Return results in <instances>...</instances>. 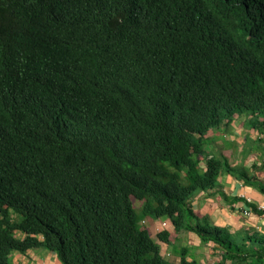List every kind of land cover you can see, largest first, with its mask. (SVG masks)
<instances>
[{
    "label": "trees",
    "instance_id": "trees-1",
    "mask_svg": "<svg viewBox=\"0 0 264 264\" xmlns=\"http://www.w3.org/2000/svg\"><path fill=\"white\" fill-rule=\"evenodd\" d=\"M243 114L264 126V0H0V264L38 247L198 264L167 260L151 217L214 243L215 264H264L263 234L190 203L223 167L208 133Z\"/></svg>",
    "mask_w": 264,
    "mask_h": 264
},
{
    "label": "crops",
    "instance_id": "crops-1",
    "mask_svg": "<svg viewBox=\"0 0 264 264\" xmlns=\"http://www.w3.org/2000/svg\"><path fill=\"white\" fill-rule=\"evenodd\" d=\"M240 126V128L238 126ZM241 123H234L231 130L224 133V138L228 142L239 141L243 144L247 139L251 138L254 141H259L264 148V129H247L246 126H241ZM264 127V126H263ZM234 132V133H233ZM235 135V136H234ZM216 131H212L207 135L208 139L213 140L212 147L207 150L213 151L218 147H222L224 141L219 139L216 141ZM239 143V142H238ZM248 148L247 152L240 146L238 155L231 162L228 168H222L219 179L215 188L208 191H199L191 198V204L198 216L208 215L217 226L226 227L232 233L240 230H254L264 235V214H255L251 218H245L240 211L242 201L239 200V195L243 192L247 193L254 199L256 203H264V192L260 189L264 187V150H254ZM248 153V158H243ZM221 154L224 156L234 157L229 148L221 149ZM247 173L248 175H243ZM253 183V185L251 184ZM262 185V186H261ZM147 227L156 229L160 226L162 220L147 219ZM149 229V230H150ZM172 244L176 245L179 241L182 243L184 237H189L192 240V246L198 244L201 248L210 251V256L214 259L212 264L218 263L221 260L220 249L214 244H202L201 240L192 233L179 235L171 234ZM190 246V249H192ZM181 247L185 246L182 244ZM163 252L169 255L172 261H179L178 255L171 254L168 245L163 246ZM191 252V251H190ZM193 257V256H192ZM195 257L189 258V260ZM11 264H62L58 255L44 247L31 248L25 252H14L10 256ZM199 263V262H198Z\"/></svg>",
    "mask_w": 264,
    "mask_h": 264
},
{
    "label": "rangeland",
    "instance_id": "rangeland-1",
    "mask_svg": "<svg viewBox=\"0 0 264 264\" xmlns=\"http://www.w3.org/2000/svg\"><path fill=\"white\" fill-rule=\"evenodd\" d=\"M241 117L238 118V119H235L234 121L236 123H241V124H246V128L247 129H252L251 127H255L258 129V122H259V119H262V117H255V116H249L248 114H243V115H240ZM238 126V125H237ZM243 126V125H241ZM240 128V126H238ZM217 130L216 131V134H217V137H216V141L219 140V139H223V143L224 144L222 147H218L217 149H213V151H211V155L213 157H215L216 159L220 160L222 162V166L224 168H228L231 164V162L233 161V159L235 158L236 154L238 155V150L241 147L244 148V150L247 152V149L248 148H254V150H261L263 151L264 148H263V145L260 144V142L258 141H254L252 140L251 138L247 139V142L246 143H241L240 140L237 142L236 140L233 141V142H228L227 139L224 138V133L227 132V127L223 126V125H220L218 128H216ZM234 133V132H233ZM235 136V135H234ZM260 141H264V139L260 140ZM209 146L212 147L213 143L211 141H209L208 143ZM223 148H229L230 152H232L234 155V157L230 158V156H224L221 154V149ZM245 152V155L243 158H248V153L246 154ZM222 167V168H223ZM136 202V205H137V209L140 210V204H139V201H135ZM142 223V222H141ZM143 226H145L143 223H142ZM147 225V223H146ZM149 229H150V226H149ZM159 229H163L162 226H157L156 229H150V233L152 234V237H156L159 233ZM173 237H170V239H172ZM184 245L185 247H188L190 249V246H192V240L189 238V237H184L182 243L181 242H177L176 245H173L171 246V252H173L174 254H177L178 253V250H181L179 248H181V245ZM190 254L195 257L198 261L197 263L198 264H212L213 263V258L210 256V251L209 250H205L204 248H200L198 246V244H195L192 246V249H190Z\"/></svg>",
    "mask_w": 264,
    "mask_h": 264
},
{
    "label": "clouds",
    "instance_id": "clouds-1",
    "mask_svg": "<svg viewBox=\"0 0 264 264\" xmlns=\"http://www.w3.org/2000/svg\"><path fill=\"white\" fill-rule=\"evenodd\" d=\"M241 116H239V115H236L235 117H234V120L235 119H238V118H240ZM233 120V122L230 124V125H228V124H226V123H222L221 125H223V126H225V127H227V132H228V130H231V126H233V124L234 123H236L235 121ZM260 123H262V119H260ZM244 126L246 125V124H243ZM261 126V125H260ZM251 128H255V129H257L256 127H251ZM260 128H263L264 129V127H258V129H260ZM215 130H217V129H214V130H211L210 132H212V131H215ZM261 130V129H260ZM209 132V133H210ZM227 132H225V133H227ZM208 133V134H209ZM207 148L209 149L210 148V146L208 145V146H206V148H205V150L211 155V151L209 150H207ZM212 156V155H211ZM202 165L204 166V164L202 163ZM203 168H205V166L203 167ZM211 190V189H210ZM202 191H204V190H202ZM198 193V192H197ZM196 193V194H197ZM242 195H245V197H242ZM194 196V195H193ZM192 196V197H193ZM249 199H250V201H249ZM239 200L240 201H242V203H241V209H240V211L242 212V215L245 217V218H251L253 215H255V214H264V212H262V211H259L258 210V208H257V206L259 205V204H261V203H256L255 201H254V199L252 198V197H250L247 193H245V192H243V193H241L240 195H239ZM190 203H191V199H190ZM192 205V204H191ZM193 208V207H192ZM194 210V209H193ZM245 210H248L249 211V214L247 215L246 213H245ZM195 211V210H194ZM147 219H150V218H146L145 220H143L142 221V223L145 225V226H147L146 225V223H147ZM151 219H155V220H161V219H158V218H152L151 217ZM160 226H162L163 227V229L161 230V229H159L158 231L159 232H162V231H164V230H168L171 234H172V232L173 233H175V231L172 229V227H171V224H170V222L169 221H167V220H162L161 221V224H160ZM147 229H148V227H147ZM149 230V229H148ZM159 234V233H158ZM152 235V234H151ZM17 236H18V238H20V239H23L24 237H25V235H23V234H21V233H17ZM170 237H171V235H170ZM155 238H157V236L155 237ZM154 238V239H155ZM29 250V249H28ZM18 252V251H17ZM14 253V252H13ZM163 254H164V257L167 259V260H170V257H169V255H167L166 256V254L163 252ZM11 256V255H10Z\"/></svg>",
    "mask_w": 264,
    "mask_h": 264
},
{
    "label": "built area",
    "instance_id": "built-area-1",
    "mask_svg": "<svg viewBox=\"0 0 264 264\" xmlns=\"http://www.w3.org/2000/svg\"><path fill=\"white\" fill-rule=\"evenodd\" d=\"M242 197H245V195H242ZM249 201H250V199H249ZM257 208H258L259 211L264 212V203L259 204L257 206ZM245 213L248 215L249 214V211L248 210H245Z\"/></svg>",
    "mask_w": 264,
    "mask_h": 264
},
{
    "label": "bare ground",
    "instance_id": "bare-ground-1",
    "mask_svg": "<svg viewBox=\"0 0 264 264\" xmlns=\"http://www.w3.org/2000/svg\"><path fill=\"white\" fill-rule=\"evenodd\" d=\"M89 189H90V188H89ZM139 200H140V199H139ZM206 240H207V239H206ZM203 241H204V240H203ZM227 246H228V245H227ZM230 246H232V245H230ZM230 246H229V247H230ZM231 249H232V248H231ZM235 251H236V250H235Z\"/></svg>",
    "mask_w": 264,
    "mask_h": 264
}]
</instances>
